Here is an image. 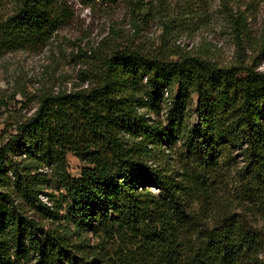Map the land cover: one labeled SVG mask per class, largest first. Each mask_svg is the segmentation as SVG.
<instances>
[{
	"label": "trees",
	"instance_id": "1",
	"mask_svg": "<svg viewBox=\"0 0 264 264\" xmlns=\"http://www.w3.org/2000/svg\"><path fill=\"white\" fill-rule=\"evenodd\" d=\"M7 1L15 7L3 15ZM150 3L133 11L140 16ZM229 15L242 45L244 13ZM71 18L62 0H0V50L39 52ZM97 55L101 84L42 90L0 147V264H264V198L250 194L239 212L214 179L238 156L256 177L264 173V71L167 46ZM167 103L164 122L142 111L159 114ZM177 141L175 160L165 148ZM69 152L89 164L65 188L77 229L100 238L94 251L19 206L57 216L40 197L41 169L67 172Z\"/></svg>",
	"mask_w": 264,
	"mask_h": 264
},
{
	"label": "rangeland",
	"instance_id": "2",
	"mask_svg": "<svg viewBox=\"0 0 264 264\" xmlns=\"http://www.w3.org/2000/svg\"><path fill=\"white\" fill-rule=\"evenodd\" d=\"M62 1L71 10L72 18L42 50H0V147L14 133L16 121L35 112L42 90L53 87L55 91H75L101 84L105 64L90 57L95 51L105 55L113 48L130 45L153 53L159 47L167 46L177 54L199 55L221 66L244 64L264 71V0H164L162 3L144 0L151 3L138 11L140 16L133 10L142 0ZM12 2L3 3V15L14 10ZM231 9L244 13L242 45L238 43L229 15ZM165 95L172 96L169 92ZM192 97L196 105L197 95L192 94ZM167 105L163 104L164 109L159 114L148 109L142 111L153 121L164 122ZM196 120V116H192L191 123ZM180 146L181 141H177L165 151L178 160L182 152ZM234 154L238 155L239 151ZM13 158L21 161L26 156ZM236 161L223 163L214 179L223 199L243 213V203H250V194L260 193L264 198V173L256 177L249 167L246 168L243 156H238ZM67 162V172L57 171L54 165H45L41 169L44 176L40 197L52 210H58L57 216L46 217L39 208L30 209L23 203L19 206L42 222L46 229L67 232L72 243L83 242L87 250L94 251L100 238L90 229L83 232L77 229L69 216L70 199L65 188L70 175L78 176L89 164L73 152L67 153ZM29 171L31 175L35 174V171ZM16 203L20 204V200Z\"/></svg>",
	"mask_w": 264,
	"mask_h": 264
}]
</instances>
